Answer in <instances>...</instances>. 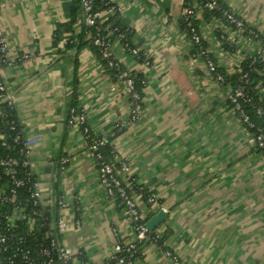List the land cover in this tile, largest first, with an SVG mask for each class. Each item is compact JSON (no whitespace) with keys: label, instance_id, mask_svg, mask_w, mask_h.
<instances>
[{"label":"crops","instance_id":"0c3cea01","mask_svg":"<svg viewBox=\"0 0 264 264\" xmlns=\"http://www.w3.org/2000/svg\"><path fill=\"white\" fill-rule=\"evenodd\" d=\"M111 1L123 13H104L102 23L129 29L132 45L151 61L144 67L113 40L124 69L147 80L136 123L123 84L93 43L81 45V6L74 0H0V30L8 45L7 61L0 55L1 77L24 137L40 139L28 157L53 225L59 217L67 222L63 232L56 230L59 242L76 253L75 264H107L118 241L137 239L122 203L100 183L82 129L68 126L70 109L78 108L91 132L108 140L117 168L126 161L128 177L156 197L149 207L140 194L143 215L168 212L156 230L167 234L164 245L143 247L136 264H174L166 250L182 264H264V157L248 143L247 128L228 101L230 85L193 58L194 45L181 24L185 0ZM220 1L264 37V0ZM194 7L203 43L222 75H236L249 57L264 61L260 41ZM74 16L73 40L58 35ZM58 197L66 210L55 207Z\"/></svg>","mask_w":264,"mask_h":264},{"label":"built area","instance_id":"2783aa9c","mask_svg":"<svg viewBox=\"0 0 264 264\" xmlns=\"http://www.w3.org/2000/svg\"><path fill=\"white\" fill-rule=\"evenodd\" d=\"M199 1L202 0H195V4ZM205 1L208 2L207 7L210 10L218 8V0ZM96 2L97 0H80L84 26L87 30L86 34L92 38L93 45L99 49L101 59L104 60L107 69L110 71H117L116 77L123 84L132 101L133 106L130 112V120L136 123L141 119L143 112V90H139L138 83L140 82L144 89L147 86V80L144 77H140V74L137 72L124 69L122 62L115 58L113 54V40L117 39L126 53L135 57L144 67L149 68L151 66V61L139 48L132 45L125 33H120L118 28L109 30V27L103 25L102 18L104 13L116 16L123 13L124 9L111 1L107 4L105 11H99L96 9ZM193 9H186L184 13L186 15H192L194 14ZM223 15L238 31L243 32L246 28L245 21L234 13L226 10L223 12ZM187 26L190 29V38L194 45V49L197 50L193 58L202 60L207 69L215 76L216 80L225 84L224 77L216 73L217 66L203 43L200 31L196 29L191 22H188ZM250 34L253 35L254 38L258 36V33L251 29ZM7 52V40L0 30V55L5 62L7 61ZM25 58H27V56H25ZM241 80L248 82L249 78L247 75H243ZM227 88L228 101L247 128L248 143L257 150H260L264 157V129L255 125L247 110V105L253 104L249 92L244 85H239L237 87L227 86ZM259 89L262 92L259 98L262 105L257 107L255 111L258 116L263 117L264 84H261ZM2 101L14 108L13 101L7 92L0 72V102ZM67 123L70 128L79 127L82 129L84 139L88 144V152L96 162L100 183L106 189L110 198L117 199L122 203L124 207V217L134 226L137 235L136 241L128 244L118 241L115 245L113 259L117 261V264H136L137 241L149 239V234L151 233L146 226V217L143 215L139 206L138 198L140 194L137 188L140 187V185L135 179H130L128 177L130 169L126 161H121L118 169L115 162L112 163L106 160L100 153V149L105 145V138L98 137L91 132L87 125V115L85 111L78 108H71ZM12 129L14 130L15 127H12ZM251 129H255L256 131L252 132ZM21 134L22 135H17L15 137V142L22 143L23 147L21 153L24 155L23 160L18 161L14 158H4L0 161V166L11 176L14 184V187H12L9 192L0 191V204L7 205L12 201L16 203L18 189L26 188L30 194L29 202L33 207V211L32 213H28L26 205L19 201L12 210H9V212L3 216V222H0V264H75L76 253L66 246H63L59 242V235L56 234V230L57 232L59 231V233L65 230L67 222L64 217H59L56 226L53 225L50 214L48 216L44 212L45 209L41 201L40 183L31 171V162L28 155L30 153V148L38 143L40 139L26 138L22 131ZM20 165L28 169V172L23 178L19 179L16 178L15 169ZM140 189L142 188L140 187ZM150 201H156V197L153 194L150 196ZM54 204L59 212L66 210L68 207L65 200L61 197L56 198ZM38 220L41 221V223L38 224L39 226L49 227L50 230L42 239L35 242L33 247H26V237L16 233L18 228L17 223L19 221H27L29 236H33ZM79 225L80 223L78 221L76 226L78 227ZM155 233L156 237L151 243L154 245L162 238V234L159 230ZM114 235L118 238L116 230H114ZM165 255L170 258L174 264H182L178 257L171 251L166 250Z\"/></svg>","mask_w":264,"mask_h":264},{"label":"trees","instance_id":"16d2710c","mask_svg":"<svg viewBox=\"0 0 264 264\" xmlns=\"http://www.w3.org/2000/svg\"><path fill=\"white\" fill-rule=\"evenodd\" d=\"M111 0H97L96 2V9H98L99 11H105L107 4L110 3ZM207 1L202 0L197 2V4L199 5V7L203 10V13L205 15L206 18H211V17H220L223 20L227 21L223 15V12L226 11L227 9L221 4V1L218 0V8L214 9V10H210L207 7ZM195 4V0H185V9H193L194 10V14L192 15H186L184 13L183 18H182V28L183 30H186L189 34V37H191V33H190V29L187 26L188 22H191L192 25L194 27H196V29H198V24H197V20H196V15H197V9L194 7ZM74 6L77 8H80L81 4H80V0H74ZM76 23V16H74L71 20V22L66 25L65 27L60 26V28L57 31L58 35H61V33H67L68 34V38L69 40H73V26ZM228 24H230L231 26L234 27L233 24L229 23L227 21ZM105 27H109L110 29H114V28H118L120 33H125L127 36V39L130 41L131 40V32L129 29L120 26L119 23L116 22H105L103 24ZM86 28L85 26H83V31L82 34L80 35V40H81V45L86 44V43H90L92 44V38L90 39H86V35L88 36V34H86ZM105 33L107 34V32L105 31ZM243 33L245 35H247L248 38L251 39H255L258 40L262 43V45L264 46V37H262V35L260 33H258V36L256 38H254L253 35L250 34V29L249 28H245L243 30ZM93 46V45H92ZM227 49L230 51H234V46L233 45H226ZM94 47V46H93ZM96 50V53L98 54L99 58L101 59V55L99 52V49L97 47H94ZM197 50L194 49L193 54H196ZM102 60V59H101ZM102 63L105 64L104 60H102ZM106 65V64H105ZM264 61L261 57V55L258 56H253V57H249L247 58L244 63L242 64L240 71L234 75V76H224L222 75L218 68L216 69V73L222 75L224 77V83L226 85H230L232 87H237L239 85H244L246 90L249 92V95L253 101L252 105H247V110L249 112V114L252 117L253 122L255 123V125L257 127H260L261 129H264V116L260 117L257 115L256 113V109L257 107L261 106V102L259 100L260 96L258 95V91L260 90L258 88L259 85L264 84ZM111 73L113 74V76L116 77L117 71H111ZM243 75H247V77L249 78L248 82H244L242 79ZM140 77H143L140 74ZM138 88L139 90H142V85L139 82L138 83ZM75 106V104H74ZM12 127H15V129L13 130ZM22 131V127L20 125V122L16 116V112L14 110V108L10 107L8 105V103L6 102H0V161L1 159L4 158H14L17 159L18 161L23 160L24 155H22L21 153V149H22V143L21 142H15V137L17 135H22L21 134ZM252 132H255V129H251ZM259 152H261L260 150H258ZM100 153L103 155V157L114 163L113 161V157L115 156L114 150L112 149V147L110 146L109 142L107 139H105V145L100 149ZM28 172V169L24 168L23 166H18L15 169V175L16 178H23V176H25V174ZM14 187L13 184V180L11 178L10 175H8L6 173V171L4 170L3 167L0 166V191L3 192H9V190ZM141 187V186H140ZM140 187H138V193L142 195V197L144 198L145 203L150 207L153 205L154 202L150 201V196L152 195L151 193H149L145 188L140 189ZM140 189V190H139ZM16 200L17 202L15 203L14 201L10 202L7 205H1L0 204V222H3V216L5 214H7L9 212V210H12V208L20 201L23 202L26 205V209L28 213H32L33 211V207L31 205V203L29 202L30 200V194L28 192V189H18L17 195H16ZM46 213V215L49 216L48 211L45 209L44 211ZM154 214L148 215V217L146 218V222H148ZM41 221L38 220L37 221V226L34 230V235L33 236H29V230H28V226H27V221H19L18 224V228H17V234L25 236L26 237V247H33L34 243L37 242L38 240L42 239L50 230L49 227H41L38 224H40ZM156 231L151 232L149 234V239H144L142 241H137V253H136V261H138L141 257V251L142 248L145 247L148 244H151L153 239L156 237ZM167 237V234H165L164 236L162 235V238L157 242L156 245L158 246H163L164 245V241ZM107 264H117L116 260H112L110 263Z\"/></svg>","mask_w":264,"mask_h":264},{"label":"water","instance_id":"95a60500","mask_svg":"<svg viewBox=\"0 0 264 264\" xmlns=\"http://www.w3.org/2000/svg\"><path fill=\"white\" fill-rule=\"evenodd\" d=\"M168 212L164 209L160 210L147 223L146 226L150 232L156 231L167 218Z\"/></svg>","mask_w":264,"mask_h":264}]
</instances>
